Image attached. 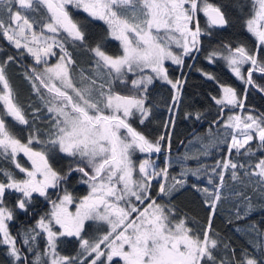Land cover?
I'll list each match as a JSON object with an SVG mask.
<instances>
[{"label":"snow or ice","instance_id":"snow-or-ice-1","mask_svg":"<svg viewBox=\"0 0 264 264\" xmlns=\"http://www.w3.org/2000/svg\"><path fill=\"white\" fill-rule=\"evenodd\" d=\"M74 10L102 21L106 34L89 44L86 25L74 17ZM230 11L241 15L256 46L222 43L206 57L223 59L244 89L240 93L217 81L218 93L211 99L218 112L208 135L196 137L201 155L220 144L226 145V154L210 168L214 180L209 166L188 167L185 162L200 157L185 153L175 161L181 169L178 179L169 172L173 161L166 158L159 167L151 158L171 151L175 109L183 102L186 83L170 76L166 62L182 68L184 57L201 51L202 36L230 26ZM0 38L34 59L23 75L41 103L33 107L19 101L7 75V65L16 57L0 60V159L14 165L0 166V249L7 264H114L117 259L122 264H264V230L257 224L247 226L255 234L252 251L239 253L213 228L222 200L239 202L233 205L235 220L251 215L254 199L264 205V155L256 156L264 153V113L246 109L250 90L264 94V82L254 78L260 73L264 81V0H0ZM109 41L119 42L117 54L106 51ZM67 44L92 57L90 71L79 69L78 80ZM53 56L57 60L50 64ZM157 81L169 86L168 111L173 115L163 124L168 131L152 139L131 120L143 125L153 116L150 92ZM237 109L245 114H236ZM184 119L200 122L207 116L191 110ZM214 127L225 131L213 132ZM254 140L259 141L255 150ZM20 154L30 167L18 160ZM61 154L68 161L63 171L51 162ZM138 154H144L139 163ZM226 172L239 185L227 195ZM74 173L88 186L87 195L78 199L63 187ZM189 175L208 176L211 186L192 184L208 209L203 226L181 214L172 200ZM153 182L158 186L155 194ZM49 189L63 195L57 193L53 200ZM10 194L16 197L11 207L6 200ZM34 194L45 198L50 210L13 234L11 222L17 211H32ZM73 205L74 211L69 207ZM89 228L94 235L89 236ZM64 238H76V254L61 253Z\"/></svg>","mask_w":264,"mask_h":264},{"label":"trees","instance_id":"trees-1","mask_svg":"<svg viewBox=\"0 0 264 264\" xmlns=\"http://www.w3.org/2000/svg\"><path fill=\"white\" fill-rule=\"evenodd\" d=\"M212 2L221 3L222 0H212ZM245 12H247V9H245ZM73 15L82 24L86 25L85 31L89 44H93L97 38L106 34V25L102 21L92 20V18L88 17L87 13H84L82 10H74ZM229 17L231 23L228 28L214 29L212 35H204L201 37V51L194 53L193 56L184 57V66L182 68L172 65L171 63L166 64L172 78L182 77L186 80L183 88V102L175 109V128L173 130L171 151H165L161 154H152L151 158L157 161L159 167L164 166L166 158L173 161L174 165L169 169V172L170 175H175L178 179L182 178L179 176L181 169L179 164H176L175 161L181 158L185 153L200 157L199 160H189L185 162L188 167L195 168L198 164L203 163L209 166V175H211L214 180H216V177L210 172V168L215 165V161L221 159V157L226 154V145L220 144L218 147L209 148V155H201L200 153L203 149L196 137H206L208 135L209 123L218 112L217 106H215L211 99V96H215L218 93L217 81L235 87L240 93H242L244 89L242 82L235 77L223 59L218 56L213 61H209L206 57L214 49L219 51V46L222 43L232 44L233 47L237 44H242L250 49L255 48L256 46L255 38L246 31L241 15L237 11H230ZM200 22L201 26L204 27L205 21L202 16ZM36 30L38 31L39 28L37 27ZM66 47L72 53V57L76 61L74 73H77L76 79L78 80L79 69H84L86 73L90 71L92 59L91 54L82 48L73 47L71 44H67ZM106 51L109 54H117L119 51V42L109 41ZM20 52H23L24 54L20 55ZM8 55L16 57L15 61L9 62L7 65V75L18 94L19 101L25 106L31 103L33 107H40V101L35 94L32 93L31 86L29 82L24 79L23 75L26 69L30 70L28 66L34 65L35 61H33V58L26 52V50H17L13 45L9 44L7 40L0 38V60L5 59ZM51 58L52 60H49L50 64L53 63L54 56ZM36 67L40 68L38 65H36ZM247 67L248 66L246 65L245 68ZM203 73L213 75L216 80H209ZM260 75V73H255L254 78L257 79V82H264L259 80ZM119 90L122 92L125 91L123 88ZM170 94L169 86L160 81L155 82L154 85L151 86L150 92L151 102L154 105L153 116L143 125H140L138 120L132 119L131 123L133 126L152 139H155L161 133L168 131L163 127V124L173 115V113L168 111ZM246 109L247 111H251L254 115L264 113V94H261L254 89L250 90L247 95ZM191 110L204 112L207 119L200 122H196L193 119H184V113ZM28 111L29 116H31V109ZM235 111L236 113L239 112L240 114H245V110L237 109ZM223 119H226V117ZM212 131L222 134L225 129L223 127H219V129L214 127ZM24 135L25 134L21 133L22 139L24 138ZM258 143V140L252 142L254 150ZM261 155H264V153H256L257 157ZM142 158H144V154H138L137 157H135L137 163H139ZM233 159H240L241 162H244L245 160V158L236 157L235 155L233 156ZM18 160L25 166H28V164L21 158ZM51 162L54 167L61 171L67 167L68 163L62 154L57 156L55 160ZM0 166L14 168V165L7 164L2 159H0ZM16 171L18 172V170ZM20 175L23 176V174ZM207 179L208 176H201L200 179H197L196 177L189 175L187 177L188 183L172 197L179 212L181 214L187 213L189 217L195 218L199 221L201 226L207 221L208 209L203 204L201 193L197 192L192 187V184L211 187L210 185H207ZM225 179L226 186L223 189V192L227 195L231 191L232 186L239 187V185H236L235 182L231 180L229 172L225 173ZM63 187L67 188L68 192L77 199L87 195L88 192V186L82 183L81 175L79 173H74L67 184L63 185ZM157 187L158 186L154 183L152 189L153 194H155ZM58 191L59 190L56 189L54 192L49 193L53 200L56 199ZM60 192L63 194L62 191ZM34 196L35 199L30 213L25 214L17 211L16 219L10 224L13 234H15L17 229L21 227L33 224L40 215H43L50 210L51 204L45 200V198L39 197L38 195ZM15 198L16 197L13 194L6 197L10 207L13 206ZM234 203L239 202L232 198L222 200L219 203L217 214L213 219V228L220 234V238L224 242L231 244L237 253H239L241 249L252 251V243L254 242L255 234L249 232L247 226L251 223H255L261 230H264V205H262L260 201L254 199L256 208L252 211L251 215L243 220H235L233 216ZM241 211H243V209H241ZM230 219L232 220V223L228 222ZM103 231L104 229H101V233ZM88 234L89 236L95 234L92 228H89ZM41 244H43V242H41ZM78 247L79 245L76 238H64V242L59 245V250L62 254L74 255L76 254ZM0 264H7L3 249H0ZM114 264H122V262L116 260L114 261Z\"/></svg>","mask_w":264,"mask_h":264},{"label":"flooded vegetation","instance_id":"flooded-vegetation-1","mask_svg":"<svg viewBox=\"0 0 264 264\" xmlns=\"http://www.w3.org/2000/svg\"><path fill=\"white\" fill-rule=\"evenodd\" d=\"M48 34V33H47ZM57 49V48H56ZM57 54H59V52L57 51ZM57 57L56 56H54V59H56ZM33 61H34V59H33ZM53 63H54V61H53ZM52 63V64H53ZM39 67H42V65H38ZM19 158H21L22 160H24L27 164H28V166L27 167H30V163H28L27 162V158L26 157H23V154H20L19 156H18V159ZM56 189H49V193H51V192H54ZM57 193H59V195H63V194H61V192H60V190L57 192ZM34 195H36V194H34ZM73 209V208H72Z\"/></svg>","mask_w":264,"mask_h":264},{"label":"rangeland","instance_id":"rangeland-1","mask_svg":"<svg viewBox=\"0 0 264 264\" xmlns=\"http://www.w3.org/2000/svg\"><path fill=\"white\" fill-rule=\"evenodd\" d=\"M46 34H47V33H46ZM49 35H50V34H49ZM54 51H55V52H57V51L59 52V49H58V48H57V49L54 48ZM48 60H52V58L49 57ZM56 60H57V58L53 60L54 63L56 62ZM54 63H53V64H54ZM167 63H171V62L168 61V62H166V64H167ZM245 67H246V65H245ZM236 114L243 115V114H240L239 112H237ZM154 162L157 164V161H156V160H154ZM158 166H159V165H158ZM153 183H155V182H153ZM133 199H134V198H133ZM69 207H70V210H73V211H74V205H73V206H69ZM72 208H73V209H72ZM57 227H58V226H57ZM105 227H106V226H105ZM101 234H102V233H101ZM101 247L103 248L104 246L102 245ZM102 259H103V258H102ZM117 260H118V259H117ZM115 261H116V260H115Z\"/></svg>","mask_w":264,"mask_h":264}]
</instances>
